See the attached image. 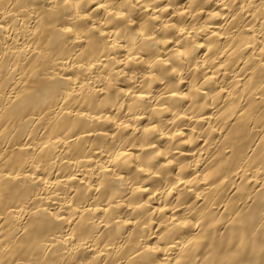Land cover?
<instances>
[{
	"label": "bare ground",
	"instance_id": "1",
	"mask_svg": "<svg viewBox=\"0 0 264 264\" xmlns=\"http://www.w3.org/2000/svg\"><path fill=\"white\" fill-rule=\"evenodd\" d=\"M0 264H264V0H0Z\"/></svg>",
	"mask_w": 264,
	"mask_h": 264
}]
</instances>
